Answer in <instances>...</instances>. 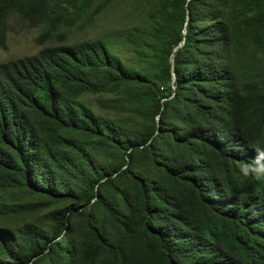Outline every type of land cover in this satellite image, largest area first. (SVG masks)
Instances as JSON below:
<instances>
[{"label":"trees","instance_id":"obj_1","mask_svg":"<svg viewBox=\"0 0 264 264\" xmlns=\"http://www.w3.org/2000/svg\"><path fill=\"white\" fill-rule=\"evenodd\" d=\"M110 1L0 0V48L13 14L42 44L0 63V264H264V176L241 172L264 166V0H142L66 41Z\"/></svg>","mask_w":264,"mask_h":264},{"label":"rangeland","instance_id":"obj_2","mask_svg":"<svg viewBox=\"0 0 264 264\" xmlns=\"http://www.w3.org/2000/svg\"><path fill=\"white\" fill-rule=\"evenodd\" d=\"M100 1L102 0H95L93 7ZM142 8V0H111L104 10L93 19L83 17L76 21L74 26L65 29L66 41L71 43L104 37L111 30L140 25V11ZM6 25L8 34L5 46L0 48V63L36 53L42 46L39 39L40 29L33 22L19 14H13L7 19ZM55 40L58 41L60 38L56 37ZM113 47L125 63L148 72L157 70L154 60L150 56L139 55L120 42L114 43ZM109 96L108 94H84L81 100L88 103L99 114L108 117H119L120 114L115 110L100 105L99 101Z\"/></svg>","mask_w":264,"mask_h":264},{"label":"clouds","instance_id":"obj_3","mask_svg":"<svg viewBox=\"0 0 264 264\" xmlns=\"http://www.w3.org/2000/svg\"><path fill=\"white\" fill-rule=\"evenodd\" d=\"M261 155H264V153H261ZM241 172L244 176L254 175L256 179H260L261 176H264V166L257 168L255 172L252 173L249 172L248 167H243Z\"/></svg>","mask_w":264,"mask_h":264},{"label":"water","instance_id":"obj_4","mask_svg":"<svg viewBox=\"0 0 264 264\" xmlns=\"http://www.w3.org/2000/svg\"><path fill=\"white\" fill-rule=\"evenodd\" d=\"M170 61L172 62V58L170 59Z\"/></svg>","mask_w":264,"mask_h":264}]
</instances>
